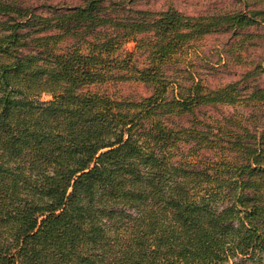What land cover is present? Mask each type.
I'll return each mask as SVG.
<instances>
[{
    "label": "trees",
    "instance_id": "obj_1",
    "mask_svg": "<svg viewBox=\"0 0 264 264\" xmlns=\"http://www.w3.org/2000/svg\"><path fill=\"white\" fill-rule=\"evenodd\" d=\"M239 2L122 16L0 0V264H264V87L166 73L203 35L264 23V0ZM112 78L150 92L87 88ZM216 104L249 110L197 116Z\"/></svg>",
    "mask_w": 264,
    "mask_h": 264
},
{
    "label": "rangeland",
    "instance_id": "obj_2",
    "mask_svg": "<svg viewBox=\"0 0 264 264\" xmlns=\"http://www.w3.org/2000/svg\"><path fill=\"white\" fill-rule=\"evenodd\" d=\"M20 4L30 6L31 9L42 15H51L64 10L66 6L78 4L80 0H16ZM113 8L109 11L125 16L128 6L133 8L161 10L171 5L179 11L188 14H206L219 11H229L241 8L239 0H133L130 3L124 0H113ZM53 7H56L53 10ZM76 40L65 37L61 47ZM134 42L129 40L121 48V53L131 51ZM83 47V44L81 43ZM133 57L139 62L143 55L139 50H134ZM176 59L166 72L177 82L187 84L191 80H200L201 83L213 88L229 81L241 79L245 86L264 87V23H256L237 30L208 33L193 42V47L188 53ZM179 60V61H178ZM90 90L103 91L116 98L135 99L147 95L150 87L140 81L131 79H109L101 84L89 85ZM39 99H48L47 93L39 94ZM249 107L240 104H216L203 106L197 112L200 118L222 116L228 112L248 111ZM182 118V122H185ZM264 121V112L256 111L255 123ZM264 255V252H263Z\"/></svg>",
    "mask_w": 264,
    "mask_h": 264
}]
</instances>
